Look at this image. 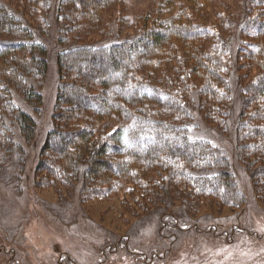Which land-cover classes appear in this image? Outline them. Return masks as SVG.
<instances>
[{"label":"rangeland","instance_id":"rangeland-1","mask_svg":"<svg viewBox=\"0 0 264 264\" xmlns=\"http://www.w3.org/2000/svg\"><path fill=\"white\" fill-rule=\"evenodd\" d=\"M4 1L19 10L26 23L34 28L41 26L56 37L46 40L48 70L38 81L42 102L30 105L23 95L15 97L36 118V138L30 144L22 143L29 151L25 170H19L16 157L0 175V264H264V176L261 170H251L259 173L257 178L253 174L255 180L250 176L247 166L237 157L235 141L228 135L194 130L196 136L226 156L236 181L237 192L233 194L199 193L198 189L207 187L199 181L193 189L184 182H171L168 192L145 191L119 177L96 186V181L103 180L105 173L89 179L87 190L86 186L75 188L68 183L74 179L73 173L40 174L33 164L47 133L55 125L54 120L57 121L53 117L60 113L57 96L63 81L57 47L61 44L60 33L54 28H64L61 35L70 45L98 44L111 35L134 36L145 26L153 27V20L161 27L173 21L209 28L210 37L201 38V42L210 50L220 41V35L225 38L227 33L234 32L238 19L244 15L249 23L238 41L240 50L236 54L235 72L245 86L258 80L262 68L248 59L249 52L246 53L254 43L264 41V33L257 32L256 28L264 22V6L259 0H108L106 5L104 0H81V5L71 2L65 11L58 13L53 6L57 0ZM175 35L166 43L164 51L158 45L152 57L139 58L135 73L138 81L147 79L173 91L186 89L188 75L180 74L183 83L172 84L168 80L177 78L170 75L168 68L173 71L184 64L183 48L187 47L179 34ZM228 58L234 62L235 56L230 53L223 59ZM17 64L14 58L12 65ZM230 84L231 89L228 83L220 86L218 97L222 98L226 92L231 99L237 98L236 109L229 110L228 118L225 111L217 112L215 118L217 123L228 126L235 122L242 103L235 82L232 80ZM250 96L247 92L243 97ZM139 104L151 113L179 118L176 116L179 113H163L157 102H150L149 107V103ZM181 105L183 110V105L188 108L192 103L185 101ZM141 106L136 105L135 109ZM216 108L220 109L217 105ZM210 112L208 108L206 113L210 115ZM85 113L82 120L65 118L63 127L65 122L74 129L90 125L98 133L109 135L120 126L114 116L96 117L89 110ZM226 119L229 123L224 122ZM20 134L16 135L21 139ZM70 167L71 171L75 168ZM46 175L47 182L37 185ZM115 183L119 184L118 188ZM147 192L149 200L144 197ZM174 214L181 216L179 225L173 219Z\"/></svg>","mask_w":264,"mask_h":264},{"label":"trees","instance_id":"trees-1","mask_svg":"<svg viewBox=\"0 0 264 264\" xmlns=\"http://www.w3.org/2000/svg\"><path fill=\"white\" fill-rule=\"evenodd\" d=\"M71 2L81 5V0H57L53 4L54 10L56 13L65 11ZM259 3L264 6V0ZM157 23L153 20V27L145 26L134 36L111 35L107 41L98 44L70 45L61 35L64 28H54L60 33L61 44L57 47L63 81L57 96L60 113L53 117L57 121L54 120L55 125L47 133L44 146L37 152L33 164L38 173H63L66 176L73 173L75 177L68 183L75 188L86 186L87 190L89 179L105 173L103 180L96 181V186L119 177L145 191L160 189V192H168L171 182H184L192 188L198 187L199 181L201 186L207 184L209 190L201 188L199 193L219 195L223 191L233 194L237 192L236 181L226 156L194 133V130L204 129L233 138L237 157L247 166L245 169L249 170L250 176L259 174L251 170H261L264 176V41L254 43L253 48L246 51L249 52L248 59L262 66L258 80L244 86L235 72L240 35L247 28L248 18L241 16L234 32H226L225 38L220 35V41L210 50L201 42L210 37L209 28L173 21L168 23L169 26L161 27ZM260 24L256 27L257 32L264 33V22ZM175 34H179L187 47L183 48L184 64L173 71L168 68L170 75L177 78L168 80L172 84L183 83L184 78L179 76L186 74L190 77L186 89L173 91L147 79L138 81L135 73L139 58L152 57L158 45L163 50ZM50 37L56 35L41 26L32 27L10 2L0 0V175L16 157L21 171L25 170L27 160L29 162V151L22 143L30 144L36 138V118L23 109L15 97L23 95L30 105L42 102L38 81L48 70L46 40ZM230 53L235 56L234 62L229 58L224 61V56ZM14 58L18 64L13 66ZM232 80L242 103L235 122L228 126L217 123L215 118L217 112L224 111L228 118L229 110L236 109L237 98L231 99L226 92L222 93V98L218 97L220 86L228 83L231 89ZM247 92L251 96L245 99L243 96ZM185 101L191 102L192 106L183 105L182 110L181 103ZM140 102L149 103L148 107L150 102H157L163 113H179L176 115L179 118L151 113L149 108L142 109ZM136 105L141 107L136 110ZM216 105L220 109L217 110ZM208 108L210 115L206 113ZM86 110L96 117L114 116L120 126L109 135L98 133L90 125L74 129L65 122L63 127L65 118L82 120ZM224 122L229 123L228 119ZM15 132L21 133V139ZM70 166L75 168L71 171ZM43 178L37 185L47 182V175ZM144 197L149 200L148 192ZM154 199L150 198L151 201ZM173 219H177V225L181 223L178 214H174Z\"/></svg>","mask_w":264,"mask_h":264}]
</instances>
